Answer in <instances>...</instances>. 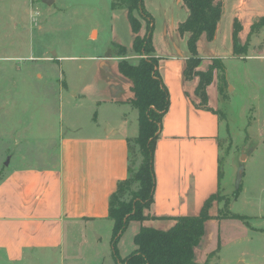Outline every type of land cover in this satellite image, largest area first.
Listing matches in <instances>:
<instances>
[{
    "label": "crops",
    "instance_id": "crops-1",
    "mask_svg": "<svg viewBox=\"0 0 264 264\" xmlns=\"http://www.w3.org/2000/svg\"><path fill=\"white\" fill-rule=\"evenodd\" d=\"M144 1L151 15L160 18L154 21L153 43L160 73L169 89L170 106L156 144L154 200L145 210L148 218L131 221L137 224L135 234L142 226L167 230L175 224L176 217L199 214L205 201L224 188V176L219 175L224 117L221 107L227 97L221 89L228 74L219 67L226 66L227 60L244 56L235 53V21L241 25L238 38L244 44L252 25L264 16V0H217L223 3V12L215 36L209 39L204 32L197 44L201 57L197 69L207 71L215 61L218 65L207 86L210 110L203 107L197 94L200 77L185 76L190 33L182 34L179 24L189 16V8L184 0ZM38 3L36 15L42 16ZM41 16L37 25L44 29ZM118 19V10L113 9L109 18L113 45H124L125 57L130 59L135 53V33L130 24L129 42L125 43L118 32ZM141 21L140 34L144 35L146 20ZM99 25L96 21L91 26L90 37L99 35ZM255 37L249 42H254ZM102 48L85 55L60 54L47 44L32 53L31 59L59 70L61 96L69 95L68 102L75 110L85 107V111L83 119L78 113L70 116L68 133L59 128V132L45 138L56 145L52 163L14 166L0 178V254L9 262L23 261L40 250L64 254L71 236L86 233L87 222L108 220L111 195L129 174L130 143L139 134V111L132 104L133 81L120 71L119 61L124 56L116 47L108 51ZM45 76L51 77L46 69L38 73L40 79ZM65 89L68 95H64ZM49 153L42 152L40 157L47 158ZM223 208L218 200L210 208L212 216L205 222V234L194 249L197 262L210 258L223 264L224 246L248 238L251 229L264 232V223L252 226L247 214L242 213L246 219L226 216L221 213ZM212 252L215 254L211 257ZM246 255L253 256L251 263L246 261ZM257 257L243 250L233 264H264Z\"/></svg>",
    "mask_w": 264,
    "mask_h": 264
},
{
    "label": "rangeland",
    "instance_id": "rangeland-1",
    "mask_svg": "<svg viewBox=\"0 0 264 264\" xmlns=\"http://www.w3.org/2000/svg\"><path fill=\"white\" fill-rule=\"evenodd\" d=\"M38 1L42 16L36 15ZM38 1L0 0V178L14 166L52 163L56 145L45 138L59 132V128L68 133L66 124L70 116L78 113L79 119H83L85 107L75 110L68 102V89L63 92L68 97L61 96L59 70L31 59L32 53L47 44L60 54L85 55L103 50L102 46L108 51L114 47L109 23L113 9L119 13L118 32L125 43L129 42L127 8L122 5L113 8L114 0H56L51 6ZM40 16L45 21H41L44 29L37 25ZM155 19L160 21L156 16L153 23ZM96 21L100 22V32L92 38L89 32ZM251 31L249 39L241 44L246 45L245 50L237 52L244 56L227 60L226 66L219 67L227 70L228 77L222 82L227 98L221 107L224 117L220 163L224 188L217 192L215 200L223 203L222 214H247L251 225L259 226L264 223V24H257ZM253 36L256 39L251 43ZM139 57L134 53L130 60L137 61ZM45 69L51 77L40 79L38 73ZM131 146L133 175L142 155L134 140ZM45 151L50 152L49 156L41 158ZM240 185L242 189L235 196ZM124 186L123 198L129 200L138 183ZM111 222L110 218L87 222L86 233L71 236L64 254L34 251L20 262H9L0 254V264H118L111 241ZM135 227L136 222L129 223L117 243L122 259L136 248ZM243 250L254 252L256 257L261 256L258 260L264 261V232L251 229L248 238L228 243L222 248V263L233 264ZM252 257L246 255L245 259L251 263ZM215 262L220 264L219 259Z\"/></svg>",
    "mask_w": 264,
    "mask_h": 264
},
{
    "label": "trees",
    "instance_id": "trees-1",
    "mask_svg": "<svg viewBox=\"0 0 264 264\" xmlns=\"http://www.w3.org/2000/svg\"><path fill=\"white\" fill-rule=\"evenodd\" d=\"M189 8V16L179 24V31L190 33L188 46L190 56L185 69L186 78L194 75L200 77L197 86V94L201 97L204 108L213 110L208 105L207 86L212 82L217 61L207 71L198 70L201 61L198 52V40L205 32L209 39H213L217 24L223 12V3L217 0H184ZM125 5L128 17L135 33L133 50L140 57L132 61L125 57L127 49L124 45L114 43L117 52L124 57L119 61L120 71L132 79L134 98L132 104L139 111V134L134 140L140 148L142 161L139 168L131 175V143L130 165L127 178L119 181L116 191L111 195L109 205V218L113 221L112 245L118 264H219L211 262L210 258L205 262H197L194 258V249L205 234V222L212 215L210 208L217 193L212 194L204 203L197 215H183L175 218V224L167 229H157L150 226H142L134 236L136 248L124 259L120 258L117 243L132 220H144L149 217L145 210L154 200L156 188V173L154 168V156L157 140L160 136L163 116L170 106L169 89L165 84L159 70V57L156 54L153 43V16L146 9L144 0H116L113 8ZM146 20L147 31L140 34L141 19ZM264 24V16L252 25ZM240 23L234 24V48L235 53L245 50L246 45H241L238 32ZM253 32V31H251ZM250 35V34H249ZM222 90V89H221ZM221 171L219 175H221ZM222 176V175H221ZM138 183V188L132 192L129 200L123 198L126 183ZM242 185L235 196L239 195ZM226 216L228 214H225ZM230 216L246 219L244 215L230 214ZM215 252L210 253L213 256Z\"/></svg>",
    "mask_w": 264,
    "mask_h": 264
},
{
    "label": "water",
    "instance_id": "water-1",
    "mask_svg": "<svg viewBox=\"0 0 264 264\" xmlns=\"http://www.w3.org/2000/svg\"><path fill=\"white\" fill-rule=\"evenodd\" d=\"M45 3H52L53 2V0H43ZM7 164H8V161H7ZM238 264H243V262H239Z\"/></svg>",
    "mask_w": 264,
    "mask_h": 264
},
{
    "label": "built area",
    "instance_id": "built-area-1",
    "mask_svg": "<svg viewBox=\"0 0 264 264\" xmlns=\"http://www.w3.org/2000/svg\"><path fill=\"white\" fill-rule=\"evenodd\" d=\"M38 0H30L31 3L37 2Z\"/></svg>",
    "mask_w": 264,
    "mask_h": 264
}]
</instances>
